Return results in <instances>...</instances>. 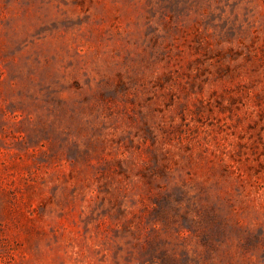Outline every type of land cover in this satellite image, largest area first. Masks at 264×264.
I'll list each match as a JSON object with an SVG mask.
<instances>
[{
    "label": "rangeland",
    "instance_id": "374dc122",
    "mask_svg": "<svg viewBox=\"0 0 264 264\" xmlns=\"http://www.w3.org/2000/svg\"><path fill=\"white\" fill-rule=\"evenodd\" d=\"M0 264H264V0H0Z\"/></svg>",
    "mask_w": 264,
    "mask_h": 264
}]
</instances>
